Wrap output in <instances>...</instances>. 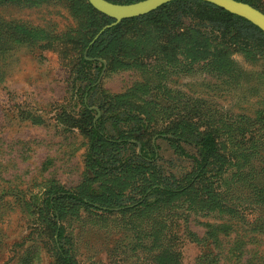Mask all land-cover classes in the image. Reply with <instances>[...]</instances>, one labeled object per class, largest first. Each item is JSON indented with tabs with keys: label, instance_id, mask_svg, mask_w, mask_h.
I'll list each match as a JSON object with an SVG mask.
<instances>
[{
	"label": "rangeland",
	"instance_id": "rangeland-1",
	"mask_svg": "<svg viewBox=\"0 0 264 264\" xmlns=\"http://www.w3.org/2000/svg\"><path fill=\"white\" fill-rule=\"evenodd\" d=\"M88 9L0 0V264H63L56 227L72 264H264V55L209 9Z\"/></svg>",
	"mask_w": 264,
	"mask_h": 264
},
{
	"label": "trees",
	"instance_id": "trees-1",
	"mask_svg": "<svg viewBox=\"0 0 264 264\" xmlns=\"http://www.w3.org/2000/svg\"><path fill=\"white\" fill-rule=\"evenodd\" d=\"M108 1H111L114 3H131V2H135V1H139V0H108ZM240 1H244V2L254 6L253 4H251L250 2H248L246 0H240ZM173 6L174 7H184V8L188 7L189 9H193L195 7L196 8H205L207 10L209 9L210 11H212V14L214 12L215 14H217L218 16L221 17V21H218L219 23L217 25H213V26L205 25L204 26V27H208L207 29L209 30V32L216 33V34L223 35V36H226L227 34L230 35L229 36L230 40L234 41V42L230 43V45L238 46L237 49L231 48L232 51L236 50L235 52H239V51L240 52H244V51L250 52L249 54H253L254 56H258V57L264 55V50H262V48H264V33L260 28H258L256 25L251 23L249 20H247V19H245L239 15L233 14V13H231V12H229V11L219 7V6H216L210 2H207V1H203V0H172V1H169V2L159 6L154 11H151L147 14H144V15H141L138 17H132L131 19H138L139 20V19H144V18L149 17V16L158 17L162 12L167 11V10H171ZM257 9H259V8H257ZM88 11H89V14L92 15L97 10L94 9V7H92L89 4ZM97 12H99V11H97ZM111 20L113 22L112 18H111ZM118 24H119V22L108 27V28H106L104 30V32L114 29L115 27H117ZM219 35H217V36H219ZM228 59H230V56L228 57ZM90 133L94 138L101 140V141H108V142H110V144H115L117 142L123 143L126 141L125 139L119 140V139H115L113 137H109L106 133H104L102 130L99 129L97 121L91 123ZM174 140H178V138H174ZM195 144H196V152H197V156L195 157V163H196V173L195 174H199V172H201L202 169H204V167L207 165L209 157L214 153L216 147H215L214 139L212 138V135L210 132H206L203 135V137H201L198 141L195 142ZM179 148L182 152H184V148L181 144H179ZM183 187L182 186L168 187V186H160L157 184V185L150 186L148 189L158 190V191L163 192V193L171 194V193H174V192L181 190ZM61 195L63 197H67V198L72 199L74 201L81 202L85 205H95V203L93 201H91L90 199L84 197L83 195H81L79 193L63 190L61 192ZM139 201H141V200H139ZM54 235H55V242H56L57 248H58L59 257L61 258L63 264H72L69 257L65 253V249L61 243V238H62L61 229L56 227L54 230Z\"/></svg>",
	"mask_w": 264,
	"mask_h": 264
},
{
	"label": "water",
	"instance_id": "water-1",
	"mask_svg": "<svg viewBox=\"0 0 264 264\" xmlns=\"http://www.w3.org/2000/svg\"><path fill=\"white\" fill-rule=\"evenodd\" d=\"M97 11L113 19L111 24L149 13L172 0H139L131 3H114L108 0H87ZM239 15L260 28L264 33V12L240 0H203Z\"/></svg>",
	"mask_w": 264,
	"mask_h": 264
}]
</instances>
